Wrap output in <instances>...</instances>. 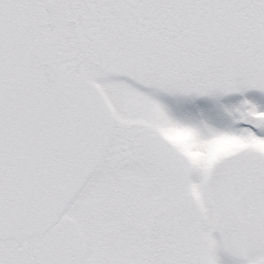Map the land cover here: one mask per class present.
Segmentation results:
<instances>
[{
	"label": "snow or ice",
	"instance_id": "1",
	"mask_svg": "<svg viewBox=\"0 0 264 264\" xmlns=\"http://www.w3.org/2000/svg\"><path fill=\"white\" fill-rule=\"evenodd\" d=\"M0 264H264V0H0Z\"/></svg>",
	"mask_w": 264,
	"mask_h": 264
}]
</instances>
